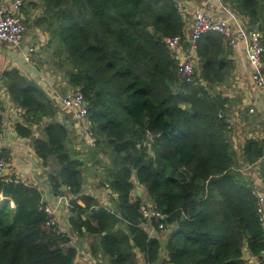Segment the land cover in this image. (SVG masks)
I'll return each instance as SVG.
<instances>
[{"label": "trees", "instance_id": "trees-1", "mask_svg": "<svg viewBox=\"0 0 264 264\" xmlns=\"http://www.w3.org/2000/svg\"><path fill=\"white\" fill-rule=\"evenodd\" d=\"M222 2L259 29L264 42V0ZM43 6L34 25L50 34L46 49L55 69L89 103L94 149L108 158L101 183L112 189L109 205L84 191V161L72 154L71 130L58 119L55 100L16 67L3 71L2 81L24 110L16 132L33 138L35 154L51 167V192L70 187V225L92 238L93 256H107L109 264H139L138 252L147 264H248L249 252L264 262L253 177L237 169L229 97L217 89L235 68L225 37L209 32L199 39L197 81H182L166 42L187 32L177 0H43ZM35 124L43 136L34 137ZM263 148L264 137H250L241 156L255 163ZM258 169L264 182V161ZM134 178L145 195L135 192ZM0 196V264H84L76 262L71 236L58 233L40 209L38 185L4 173ZM145 197L166 214V258L163 231L141 213Z\"/></svg>", "mask_w": 264, "mask_h": 264}, {"label": "crops", "instance_id": "crops-1", "mask_svg": "<svg viewBox=\"0 0 264 264\" xmlns=\"http://www.w3.org/2000/svg\"><path fill=\"white\" fill-rule=\"evenodd\" d=\"M6 3L13 2L14 0H4ZM222 1L220 0H185L183 4V13L186 19L187 33L189 34L193 29L194 15L197 9L204 8L209 14L217 15L219 17L224 15L222 8ZM44 6L43 0H25L21 14L27 22V30L24 38L20 44L13 45L6 41L0 40V95L4 99L5 108L1 110L0 115L4 119V150L5 153L11 157V165L6 170V174H15L16 177L27 184L38 185L43 192L44 199L49 202L55 198L54 193L51 192L48 184V172L51 167H46L42 164V160L35 154L33 149V138H23L16 130L15 125L18 121H23L24 110L17 106L9 96L7 88L2 81V73L8 68H18L27 78L37 82L44 90L55 100L56 105L61 106L67 113L71 114L74 118L70 121L69 115H64L58 110V119L63 121L71 130V138L69 146L72 154L75 158H79L84 161V177H85V192L93 195L101 204L109 205L111 203L112 191L109 187H106V183H101L104 168L108 163V158L103 152L90 147L87 149L82 145V135L84 130L81 127L79 121L76 119L74 113L63 104L60 103V97L63 96L61 91L71 92L73 89L67 83L66 79L55 67H49L48 61L50 60V52L47 51L46 45L50 39V34L44 31L41 27L35 26V20L43 14ZM191 14L192 16H190ZM31 46L35 47L33 52H29ZM189 45L185 42L182 43L184 52H187ZM232 50V49H231ZM230 57L234 61L235 68L230 79L234 87H238V90L233 94L228 91L224 93L229 97V119L231 120L230 138L233 142L235 149L239 147L234 139V132L239 121V109L245 110L250 113L251 107L255 108L256 112H262L264 114V91L257 89L251 78V69L248 60L245 55L243 46L240 44L236 51L232 50ZM65 86V87H63ZM224 87V84L219 85L218 90ZM222 90V89H221ZM70 94V93H69ZM240 99L239 109H236V102ZM238 103V102H237ZM233 107V108H232ZM234 110L235 115L230 114V110ZM236 124V126H235ZM39 125H32L34 131V137L43 136L42 128L38 129ZM255 137V136H253ZM264 137V132L257 138ZM250 136L244 138L240 148L243 147L245 141ZM88 143V139L86 138ZM237 144V146H236ZM89 146V145H88ZM92 148V149H91ZM95 148V147H94ZM242 150V149H241ZM237 150L238 154H242ZM39 180L42 182L40 185ZM136 183L135 192L139 195H145V188L140 185L136 178L133 179ZM115 195V194H114ZM1 199V198H0ZM2 200V199H1ZM81 202V200H79ZM82 203V202H81ZM70 208H62L60 212L59 223L64 232H67L71 236L70 245L77 248L76 262L84 264H92L97 257L93 256L91 252L92 238L89 236L80 237L77 233L73 232L70 225ZM123 227V225H121ZM147 228V225H146ZM148 229V228H147ZM158 235V234H156ZM160 238V236H159ZM162 242V249H165L166 239ZM162 257H167V252L163 250L161 252ZM247 252L246 256H252ZM140 255L138 254V257ZM103 258V257H102ZM147 264L144 256L142 261L139 260V264ZM167 264V263H158Z\"/></svg>", "mask_w": 264, "mask_h": 264}, {"label": "built area", "instance_id": "built-area-1", "mask_svg": "<svg viewBox=\"0 0 264 264\" xmlns=\"http://www.w3.org/2000/svg\"><path fill=\"white\" fill-rule=\"evenodd\" d=\"M24 2L25 0H14L13 2L6 3L4 0H0V40L13 45L22 42L27 30V22L21 14V8ZM221 6L224 11L223 16L219 17L209 14L204 8L197 9L194 15L193 29L189 34L187 32L185 34L179 33L175 36L166 38L168 46L176 52L179 59L177 70L179 78L182 81H197L196 72L199 59L196 55V44L205 34L209 32H218L225 37L233 51H236L240 44L243 46L251 69L252 81L257 89L264 91V42L262 32L257 28L250 29L247 23L231 8L224 5V3H222ZM185 41L190 43L191 53L184 52L182 43ZM34 50L35 47L31 46L29 52L31 53ZM60 103L74 113L90 142L96 145L97 139L93 130V122L89 117L88 105H86L83 92L77 89L73 93L63 95L60 97ZM254 111V107H251L249 110V112ZM221 115L222 113H220V116ZM3 124L4 119L2 115H0V175L4 174L12 163L11 157L6 155L4 150ZM230 127L231 120L229 128ZM239 149L241 150L242 147H239ZM240 152L243 153L242 150ZM262 161H264V148L258 161L249 163V165L246 166L252 164L251 166L256 165V167L259 168ZM243 166H240L241 168L237 167V169L247 173ZM106 187L110 188V184L106 183ZM254 187L253 192L258 196V212L260 213L261 219L264 221V182L261 177L254 180ZM64 189L65 190L57 193L54 199L49 202L43 199L40 204V209L48 213L50 217L49 223L55 227L58 233L64 232L59 223L61 209L71 208L73 202V198L70 196V187L66 186ZM0 198L3 199V196H0ZM11 203L14 205L13 202ZM98 207L99 205L95 206V208ZM141 213L150 222H157L159 230H165L166 224L164 219L166 218V214L159 209L156 202L145 197L141 202ZM152 228L154 230L155 226ZM247 259L248 264H264L262 260L253 255L247 257ZM92 264H102V262L95 260Z\"/></svg>", "mask_w": 264, "mask_h": 264}, {"label": "rangeland", "instance_id": "rangeland-1", "mask_svg": "<svg viewBox=\"0 0 264 264\" xmlns=\"http://www.w3.org/2000/svg\"><path fill=\"white\" fill-rule=\"evenodd\" d=\"M177 1L179 2L180 6L183 8L184 7L183 4L185 3V0H177ZM189 15L192 16L191 14H189ZM190 51H191V47L188 46L187 47V53H191ZM48 65H49V67H54L51 58L48 61ZM223 84H224V87L221 86V89L222 90L221 89L219 90L221 92L224 91L226 93L228 91L229 93L233 94L235 91L238 90V87H234V84L232 83V79L227 80ZM63 87H65V86H63ZM74 91H76V90L73 89L69 93H73ZM61 92H62L61 93L62 95L69 94L68 92H64V91H61ZM237 102L235 104H236V109L238 110L239 109V104H240V99L237 100ZM58 110H60L61 113H64V115L65 114L66 115H69L71 117L70 121H73L74 120V118L72 117V115L69 114V113H67L64 109H62L61 106H58ZM261 113L262 112H259V113L256 112L255 113V111L254 112L247 113V112H245L244 109L243 110L239 109V114H240L239 119L240 120H236V121H239L240 124L238 125V123H236L237 124V127H236L235 132H234V139L236 140V143L239 145V147H240L242 141L244 140V138H246L248 136H250V137H253V136L258 137L261 134L262 127H261L260 122H262L263 121L262 119H264V114H261ZM230 114L235 115L233 109L230 110ZM233 117H236V115L233 116ZM236 124H235V126H236ZM39 126L42 127V125H39ZM39 126H38V129H40ZM80 136H82V138H83V140H81V141L84 142V143H82V145L84 147H86L87 149H89L90 147H92L94 149V147H96V145H93L90 142V140L88 139L85 131ZM86 138L88 139V143L86 141ZM237 144H236V146H237ZM239 147L237 148L238 151L240 150ZM234 148H236V147L234 146ZM237 157H238V161H237V165L236 166L238 168H241L243 165H245V166H243V168L245 167V170L247 171V173H251V175L253 177V181L256 180L258 177H260V174L258 172L259 169L256 167V165L255 166H251L252 165L251 164L250 166H246V165H249V163L245 161V159L243 158V156H241L240 154H238ZM166 232L167 231H165V232L163 231L162 233L159 234L160 238H162L163 240L167 239V233ZM163 250H165V249H163ZM138 254L140 255L139 256V260L142 261L143 254L141 252H138ZM97 259L99 261H101L102 264H109V261H108V257L107 256H104L103 258L102 257H97Z\"/></svg>", "mask_w": 264, "mask_h": 264}, {"label": "water", "instance_id": "water-1", "mask_svg": "<svg viewBox=\"0 0 264 264\" xmlns=\"http://www.w3.org/2000/svg\"><path fill=\"white\" fill-rule=\"evenodd\" d=\"M89 103L86 101V105H88ZM80 123V122H79ZM80 125H81V123H80ZM39 183H40V185H42V182L39 180ZM110 190L112 191V189L110 188Z\"/></svg>", "mask_w": 264, "mask_h": 264}]
</instances>
